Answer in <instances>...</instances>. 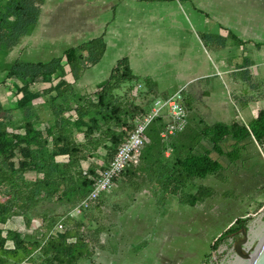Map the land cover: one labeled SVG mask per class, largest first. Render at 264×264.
I'll return each instance as SVG.
<instances>
[{
    "label": "rangeland",
    "instance_id": "rangeland-1",
    "mask_svg": "<svg viewBox=\"0 0 264 264\" xmlns=\"http://www.w3.org/2000/svg\"><path fill=\"white\" fill-rule=\"evenodd\" d=\"M104 2H111L114 9L123 12H134L138 29H153L156 38H141V45L149 48V56L155 60L158 72L165 78L177 72L194 76L184 86H192L200 95L201 81L196 76L203 71V61L197 34H225V28L219 27L213 17V0H94L92 4L103 6ZM260 6L261 0H244L238 13L250 16L257 24L262 14ZM35 23L26 30L27 37L34 32ZM66 26L61 23L51 31L58 32V38H66L69 31L65 29ZM254 29L258 38H242V43L228 42L220 50V76L224 83L215 84V87L221 88V96L233 112L241 100L251 104L253 110L264 105V45L254 46V42L263 39L260 38V27L255 26ZM245 39H251L252 42H245ZM14 44L1 58L3 66L10 64L15 57L26 61L24 59L29 57L26 54L33 53L32 46L23 49L24 56L16 53L12 49ZM41 53L44 55L39 58H29L35 62H45L48 55L57 54L59 50L53 48ZM64 70L69 86L84 85L80 91L72 90L69 93L67 87L65 93H68V97L65 96L64 110L60 114L61 118L70 116V120L65 123V131L74 142L84 145V156L71 161L65 155L51 156L49 150L52 138L44 134L35 139H23L17 144L12 160L14 169L19 168L15 174L19 177L0 184V201L8 197L11 202L23 205L30 216L37 215L43 207L47 210L57 208V204L51 201L32 204L34 196L40 197L45 189L44 186H36L34 194L35 187L31 184L35 180L51 169L48 173L50 186L67 188L78 195L83 190L80 182L82 171L92 168L97 172L106 163L107 148H110L106 142L108 131L120 130L124 133L128 126L133 125L135 115H144L150 110L152 97L156 96L143 87L141 80L121 83L106 96V101L118 108L117 112H113L96 101L99 87L104 81V62L88 67L80 76L75 75L72 64L64 65ZM56 82L57 77L53 75L43 80L37 78L29 87L39 93V100H43L40 110L35 112L38 98L33 106V113L40 112L42 115H38L39 119L44 118L38 121L42 126L50 118L52 120L47 125L53 122L50 103L61 102L60 97L53 96V90L49 91ZM197 95L196 98L200 99ZM221 96L219 94L217 97ZM14 99L6 73L0 69V103L5 108H11ZM82 105L83 120L92 129L87 137L80 132L84 127L77 130L73 125L77 116L74 109ZM201 110L204 112V109ZM14 115L12 113L13 121L7 127V132L22 135L23 119L19 113L16 114L18 118H14ZM241 145L244 154L236 160L213 156L221 164L223 177L218 175L216 179L208 176L194 182L197 187L195 190L205 192L195 205H180L171 199L159 203L146 190L139 189L135 201L126 210L121 213L109 212V219L120 229L117 250L113 254L96 250L88 264H247L245 259L234 254L232 244L241 236L240 227L246 232L244 248L250 254L254 253L264 238V144L258 146L251 137H247ZM35 162L42 165L41 169L36 168ZM64 164L67 165L65 168L62 167ZM125 174L127 172L124 171L120 177ZM14 210L19 215L0 225L2 236H6L7 232L21 234L31 230L23 226L21 209L15 207ZM72 217L83 220L80 214ZM29 222L32 228L38 225L34 218ZM4 248L11 249L8 238ZM33 256L38 259L35 253Z\"/></svg>",
    "mask_w": 264,
    "mask_h": 264
},
{
    "label": "trees",
    "instance_id": "trees-1",
    "mask_svg": "<svg viewBox=\"0 0 264 264\" xmlns=\"http://www.w3.org/2000/svg\"><path fill=\"white\" fill-rule=\"evenodd\" d=\"M41 2L42 0H0V69L5 71L15 96L11 108H5L0 103V184L19 177L15 176L19 168L14 169L12 159L15 157L17 144L23 139L30 137V139H35L44 134L45 137L52 138L49 150L51 156L65 155L69 161L82 159L84 156L82 154L84 145L74 142L69 133L65 131V123L70 120V116L60 117L64 110L65 97L62 96L59 104L50 103L53 122L40 130L29 120L34 114L33 106L39 93L30 90L29 87L37 78L43 80L54 75L57 77V82L49 88V91L58 89L59 93H62L67 90L69 84L63 79L64 65L72 64L75 75L78 76L83 70L96 64L104 52L105 45L102 37L91 38L79 45L68 47L61 52L60 56L52 57L45 62L14 59L5 66L1 63L2 56L35 22ZM227 35L233 38L229 32ZM201 39L208 41L212 47H222L225 41L224 38L212 35H202ZM134 80L135 78L130 74L127 59L117 60L99 87L96 99L98 105H105L111 111L117 112L118 108L106 101V96L119 84ZM142 84L150 94H154L153 84L150 81H144ZM182 102L187 110L183 128L173 135L162 137L164 120L161 117L153 118L142 132L143 141L136 168L128 171L121 180L122 182L116 184L118 190L100 194L87 207L81 208L79 214L83 220H75L67 214L68 210L72 209L89 190L90 182L83 174L80 177L83 190L78 195L67 188L50 186L48 173L51 169L31 184L35 187L34 194L37 191L36 186L45 187L40 197L39 195L34 196L32 204L51 201L57 204V208L53 210L43 207L37 215L30 216L28 212H25L23 205L11 202L8 197L5 201H0V225L19 215L14 210L17 207L21 209L23 226L31 229L29 233L7 232L6 236H2L0 228V264H20L22 262L28 264H88L94 251H104L110 243L107 240L104 241V213L107 209H119L123 203V201L114 199L111 201L112 196L120 194L126 196L137 190L140 185H150L149 182L154 180L162 193L180 195L183 202L192 205L205 192L198 190L193 193L180 194L181 188L192 178L219 175L220 164L210 157L211 153L218 156L224 155L229 160H236L242 155L241 143L245 138L251 136L257 145L264 144V109L257 111L255 118L247 127L239 121H233L227 125L207 124L197 116L185 99ZM12 111L18 112L23 119L22 135L7 132V127L12 121ZM74 112L77 114L73 120L74 127L77 130L84 127L80 132L87 137L92 129L83 120L84 106L75 108ZM123 136L124 133L120 130H109L106 134V142L110 145L106 152V162ZM226 141H229V144H225ZM33 154L35 155L36 152ZM35 165L36 168L39 167L38 169L42 167L38 162H35ZM66 166L62 165L63 168ZM133 172L138 175L139 179L135 184L131 180ZM86 173L93 177L96 175L92 168ZM124 183L126 186L121 188L120 185ZM31 218L38 221V225L34 228L29 222ZM57 221L61 223L62 229L51 234L50 231ZM7 238L11 242L10 250L4 248ZM215 245L216 243L213 246ZM34 253L38 255V259L33 256Z\"/></svg>",
    "mask_w": 264,
    "mask_h": 264
},
{
    "label": "crops",
    "instance_id": "crops-1",
    "mask_svg": "<svg viewBox=\"0 0 264 264\" xmlns=\"http://www.w3.org/2000/svg\"><path fill=\"white\" fill-rule=\"evenodd\" d=\"M93 1L94 0H42L38 7V14L35 20L36 23L34 22V32L27 37L26 31L24 35L18 38L12 49H14L16 53H20L24 56L25 50L23 49L28 46H32L33 53H27L26 56L39 58V56L44 55L41 53L42 51L47 52L53 48H58L59 53L48 55L47 59L49 60L52 57L60 56L61 52L66 49L67 46L73 47L86 42L91 38L101 36L105 45L104 52L100 60L93 66L100 65L104 62V80L107 78L115 62L121 58H126L130 74L135 78V80H141L142 83L144 81H150L153 84L152 89L156 96L152 98H163L179 90L182 100L185 99L197 116L207 124L220 123L227 125L233 121H239L247 127V125L255 118L257 111L264 109V105H261L253 110V106L251 104L241 100L233 112L224 98H222L221 88L215 87V84L223 82V78L220 76L219 58L220 50L223 49L228 42L242 43V38H258L254 27L259 26L261 32L260 38L263 39L259 42H254L253 44L254 46L264 45V0H261L260 10L262 14L260 21L257 22V24H255L250 16L238 13L240 10L239 7L242 6L244 0H213V17L219 27L225 28V34H220L218 32L197 34L198 42L202 50L200 57L201 61H203V71L200 72V75L196 76L197 79L201 81L202 89L199 90L200 95H197V91L194 90L192 86H184L185 83H188L189 81L191 82V80L194 79V76L191 77L177 72L176 74L170 73V75L165 78L162 73L158 72V69L155 67V60L149 56V48L141 45V38H156L155 31L150 28L138 29L134 12H123L119 9H114L115 7L113 4H110L111 2H104V5L102 6L99 4H92ZM70 22L71 25L68 26ZM61 23H63V25H67L65 29L69 30L66 38H58V35L56 34L58 32L51 31L53 27ZM228 32L233 36V38L228 37ZM202 35L219 36L224 38L225 41L222 47H212V44L210 45L208 41H203L201 39ZM244 41L252 42L251 39H245ZM67 42L69 43L67 44ZM29 57H26L24 60L35 62ZM15 59H17V57H15ZM96 71L100 72L101 70ZM82 73L78 76L82 75ZM65 75L63 79L68 82ZM55 84H53V86ZM83 87V84H74V86L70 85L68 87V93L72 90L80 91ZM53 91V96L56 98L60 97V100L62 96L65 97L68 95V93H65V90L62 91V93H59L58 89ZM218 92H220L219 94L221 98L217 97L219 95ZM195 95H197V97L200 96V99L196 98ZM42 102L43 100H39L38 97L35 112L41 109L40 104ZM201 108L204 109V112ZM12 113H15L14 118H18L16 115L18 112L13 111ZM38 115L42 114L40 112L36 113L32 119L30 118L29 120L37 129H41L44 126L38 124V121L44 118L39 119ZM51 120L52 118L48 119L44 125L46 126ZM225 144H229V141H226ZM243 150L244 149H242V155L244 154ZM165 155H167V151H165ZM213 156L216 157L218 155L214 153L210 154V157L217 160ZM136 166L137 164L126 169L125 173H128V171L132 169L134 170ZM125 175L117 178L116 183L113 184L112 188L102 194L108 193L112 190H118L116 184L121 183V180H123ZM219 175L223 177L221 164ZM210 177L218 179L217 176ZM203 178L190 179L188 184L186 183L181 188L180 194L198 191L195 190L197 187L195 188L194 182L197 183L198 180ZM131 180L133 184H135L136 181H139L138 175L135 172H133ZM149 184L150 185H140L137 187V190H134L126 196L120 194L111 197V201L114 199L115 201H123V203L119 209H107L104 213V241L107 240L110 242L104 249L105 253H115L118 246V237L120 232L119 226L114 221L109 219L108 213H121L126 210L135 201V194L139 189L146 190L149 195L151 197H155L159 203L166 199H171L180 205L193 206L197 202L196 201L192 205H189L181 200L180 195L174 196L162 193L159 185L154 180H151ZM120 186L122 188L125 187L126 184L124 183Z\"/></svg>",
    "mask_w": 264,
    "mask_h": 264
},
{
    "label": "built area",
    "instance_id": "built-area-1",
    "mask_svg": "<svg viewBox=\"0 0 264 264\" xmlns=\"http://www.w3.org/2000/svg\"><path fill=\"white\" fill-rule=\"evenodd\" d=\"M151 101V108L146 114L134 116L133 125L125 129L124 136L104 167L97 171L94 177L87 174L86 171H82V174L90 182L89 190L70 210L68 215L79 214L81 208L87 207L100 194L110 190L114 180L119 178L126 169L138 163L143 141L142 132L153 118L161 117L164 120V128L161 132L162 137L173 135L183 128L186 110L181 102L179 90L163 98H153ZM61 229V223L57 221L50 233L54 234Z\"/></svg>",
    "mask_w": 264,
    "mask_h": 264
},
{
    "label": "water",
    "instance_id": "water-1",
    "mask_svg": "<svg viewBox=\"0 0 264 264\" xmlns=\"http://www.w3.org/2000/svg\"><path fill=\"white\" fill-rule=\"evenodd\" d=\"M239 232L241 235L240 238L235 240L232 244L234 254L240 259H245L247 264H264V238L254 253L250 254L244 248L247 241L246 232L242 227H240Z\"/></svg>",
    "mask_w": 264,
    "mask_h": 264
},
{
    "label": "bare ground",
    "instance_id": "bare-ground-1",
    "mask_svg": "<svg viewBox=\"0 0 264 264\" xmlns=\"http://www.w3.org/2000/svg\"><path fill=\"white\" fill-rule=\"evenodd\" d=\"M260 244L257 245L256 249L259 247Z\"/></svg>",
    "mask_w": 264,
    "mask_h": 264
}]
</instances>
